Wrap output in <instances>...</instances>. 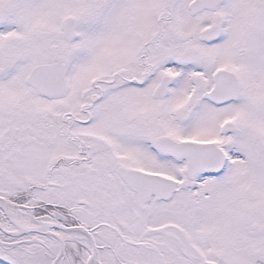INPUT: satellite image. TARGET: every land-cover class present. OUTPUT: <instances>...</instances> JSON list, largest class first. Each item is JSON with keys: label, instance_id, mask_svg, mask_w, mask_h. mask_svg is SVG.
Instances as JSON below:
<instances>
[{"label": "snow or ice", "instance_id": "6c2138e0", "mask_svg": "<svg viewBox=\"0 0 264 264\" xmlns=\"http://www.w3.org/2000/svg\"><path fill=\"white\" fill-rule=\"evenodd\" d=\"M0 264H264V0H0Z\"/></svg>", "mask_w": 264, "mask_h": 264}]
</instances>
